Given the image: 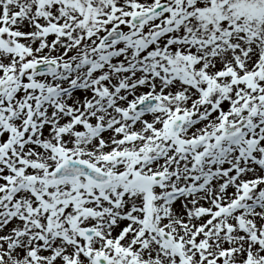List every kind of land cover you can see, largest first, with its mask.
Returning <instances> with one entry per match:
<instances>
[{"label":"snow or ice","instance_id":"snow-or-ice-1","mask_svg":"<svg viewBox=\"0 0 264 264\" xmlns=\"http://www.w3.org/2000/svg\"><path fill=\"white\" fill-rule=\"evenodd\" d=\"M0 264H264V0H0Z\"/></svg>","mask_w":264,"mask_h":264}]
</instances>
